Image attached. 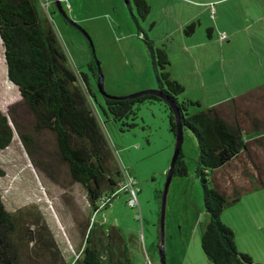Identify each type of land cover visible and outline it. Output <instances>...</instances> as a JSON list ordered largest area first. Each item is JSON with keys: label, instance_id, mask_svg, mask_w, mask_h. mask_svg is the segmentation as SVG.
Here are the masks:
<instances>
[{"label": "rangeland", "instance_id": "374dc122", "mask_svg": "<svg viewBox=\"0 0 264 264\" xmlns=\"http://www.w3.org/2000/svg\"><path fill=\"white\" fill-rule=\"evenodd\" d=\"M67 1L71 8L65 0L60 4L78 26L65 18L55 0H50L48 10L43 8L44 13L49 15L76 72L90 73L86 63L98 60L104 89L109 94L124 95L156 87L137 25L154 41L155 48L166 49L170 75L183 84V96L198 98L201 107L243 92L237 97L250 110L251 96L263 90L264 20L262 26L255 24L257 20L249 24L246 20H254L264 11V0H210L206 5L197 0H146L150 9L144 18L138 16L133 0H129L130 6L124 0ZM199 13L200 24L189 38L200 44L189 47L183 30L188 18ZM179 20L187 21L180 23V33L175 28ZM3 50L0 39V110L11 124L10 105L16 103L19 114L23 108L17 87L6 75ZM195 57L204 64L199 62L200 70ZM91 84L98 119L124 177L134 179L137 194L136 203L131 205L130 194L121 190L109 205L95 210L92 219L122 228L135 264H147L146 256L151 264H162L160 247L166 264H213L200 247V224L205 212L194 173L197 145L191 131L183 129L181 145L187 173L172 175L162 203L175 147L164 102L141 104L132 119L135 124L121 129L119 122L104 113L103 94L93 78ZM258 107L262 108L260 102ZM195 108L190 106V110ZM263 124H256L261 129L252 133L258 144L264 140ZM256 159L264 170V155ZM0 168V198L5 208L40 211L61 253L70 262L81 250L86 232L83 224L91 216L85 190L78 183L62 187L35 169L15 130L11 142L0 149ZM215 176L217 184L229 194L238 189L242 192L221 214V220L234 232L237 249L264 263V171L259 177L254 166L244 159L231 162Z\"/></svg>", "mask_w": 264, "mask_h": 264}, {"label": "trees", "instance_id": "16d2710c", "mask_svg": "<svg viewBox=\"0 0 264 264\" xmlns=\"http://www.w3.org/2000/svg\"><path fill=\"white\" fill-rule=\"evenodd\" d=\"M124 2L130 6L129 0ZM133 2L138 16L144 18L150 9L148 2ZM193 26V22L187 24L184 32L188 33ZM137 29L150 60L156 89L164 97L157 93L130 98L103 94L104 113L125 129L135 124L132 119L141 104L162 101L167 109L168 128L176 134L174 112H177L183 129L191 131L197 145L194 173L205 212L200 224V247L205 257L213 264H264L237 249L232 228L221 220L230 200L215 180V175L235 160L248 159L259 177L263 173L247 138L249 110L238 97L201 107L199 100L183 96V84L168 70L167 51L155 48L149 35L139 25ZM0 38L7 76L17 86L23 108L19 114L18 105H10L12 125L0 110V149L11 142L15 130L33 167L62 187L80 184L91 209L90 220L83 224L86 232L81 250L69 262L40 211L34 208L9 211L0 198V264H135L122 228L92 219L95 210L109 205L119 194V183L125 179L92 109V99L97 98L91 78L95 80L97 75V59L86 63L90 73L76 72L40 0H0ZM190 106L196 108L190 110ZM186 173L180 150L174 159L172 175ZM241 194L238 190L234 197Z\"/></svg>", "mask_w": 264, "mask_h": 264}, {"label": "crops", "instance_id": "0c3cea01", "mask_svg": "<svg viewBox=\"0 0 264 264\" xmlns=\"http://www.w3.org/2000/svg\"><path fill=\"white\" fill-rule=\"evenodd\" d=\"M48 1H49L48 2V4H49L50 3V0H48ZM209 1L210 0H197V2L200 3V4H202V5H206V3H208ZM67 3H68V7L71 8V3L69 1H67ZM198 3H196V4H198ZM46 10H48L47 9V6H46ZM200 15H201V13H199L196 17H191L190 16L188 18L189 19V20H187L188 21V24L191 23V22H193L194 26H193L192 30L189 31L188 33L183 32L185 39L186 38H189V36L195 32L196 26H199L200 20H201L200 17H199ZM261 18H263V19H261ZM255 20H257V22H255V24H258V26H262L261 23L264 20V11L259 12V16L257 18H254V20H246V22H247L246 24H249L251 22L254 23ZM187 21L185 22V21H180L179 20V22L177 21V23H175L176 24L175 28H177V30L179 31V33H180V28L183 29V25L181 26L180 23H184V22L187 23ZM165 33L168 34V32H165ZM196 39H199V36H197ZM194 43L195 44H197V43L200 44L199 40H197L195 42L194 41V38H192V37H190L189 40L186 41V44L189 47L190 46H193ZM195 58H196L195 59V64L197 66V70H200V68H199V62H201V61H199V59L197 57H195ZM201 63H202V65H204L203 62H201ZM169 64H170V62H169ZM169 69L170 68L168 67V70ZM124 92L121 91V93H124ZM254 92H255V90H254ZM242 94H244V93L242 92V93H240V94H238L236 96H233V97H237V96H240ZM196 99L199 100L198 98H196ZM222 101H224V100H222ZM250 102H251L252 106H255V109L250 104V110H249V112H250V116H249L250 129H249V133L247 134V138L250 140L251 152L253 153V156L256 159L257 156L264 155V140L261 141L260 144H258L257 143V140H255V138H253V135H252V133L254 131L261 129L260 127L259 128H256V124H259V123H263L264 122V87H263V90L262 91H259V92L255 93V94H253L251 96ZM259 102L262 105V108L261 109H259V107H258V103ZM95 107L96 106H94V104H93L92 105V109H93L94 113L98 116L97 108H95ZM262 128H264V124H263V127ZM252 166H254V165L252 164ZM260 166H261V164H260ZM262 171H264V170H262ZM256 172H257V170H256Z\"/></svg>", "mask_w": 264, "mask_h": 264}, {"label": "water", "instance_id": "95a60500", "mask_svg": "<svg viewBox=\"0 0 264 264\" xmlns=\"http://www.w3.org/2000/svg\"><path fill=\"white\" fill-rule=\"evenodd\" d=\"M55 3H56V6H57L58 10L65 16V18L70 23H72L73 25L78 26L73 20H71L67 16L65 10L62 8V6L60 4V0H55ZM92 50H93V48H92ZM3 57H4V61H5L6 58H5V53L4 52H3ZM96 63H97V75H96L95 81H96V86H97L98 90L102 94H104L106 96H109V97H113V98H130V97H134L136 95L143 94V93H157V94H159V95L164 97V94L161 91H159L158 89H156V87L155 88H149V89H143V90L135 91V92L124 94V95L109 94L104 89L103 74L101 72L98 60H97ZM5 65H6V75H7V64H6V62H5ZM9 81L14 86H16L11 80H9ZM174 113H175V120H176V123H177V130H176V134H175V147H174V151H173V154H172V158H171L169 167L167 169V177H166L167 179H166L165 188H164V191H163V196H162V201L163 202L162 203H164L165 190H166L167 185H168V183H169V181H170V179L172 177V168H173V164H174V159H175L176 155L178 154V152L181 150L182 139H183V124L180 121V117H179L178 113L177 112H174ZM162 216H163V214H162ZM160 257H161V263L162 264H166L162 247H160Z\"/></svg>", "mask_w": 264, "mask_h": 264}, {"label": "built area", "instance_id": "2783aa9c", "mask_svg": "<svg viewBox=\"0 0 264 264\" xmlns=\"http://www.w3.org/2000/svg\"><path fill=\"white\" fill-rule=\"evenodd\" d=\"M66 1V5L68 6L67 0ZM48 0H40L41 3V7L44 8L46 10V6L48 4ZM222 35H224V33H222ZM135 181L133 178L131 177H126L122 182L119 183V187H118V192H120L121 190L126 191L130 194V200H129V204H134L136 203V199H137V194H136V189H135ZM147 258L145 259L147 264H151V261L149 259L148 256H146Z\"/></svg>", "mask_w": 264, "mask_h": 264}, {"label": "flooded vegetation", "instance_id": "af4514ba", "mask_svg": "<svg viewBox=\"0 0 264 264\" xmlns=\"http://www.w3.org/2000/svg\"><path fill=\"white\" fill-rule=\"evenodd\" d=\"M219 188H220V190H221L222 192H224V193L226 194L227 197H229L230 203H232V200H233L234 198H236V197H234V195H235V193L239 190V189H238L237 191L235 190L234 193L229 194L228 192H226V190H225L224 187L219 186ZM238 198H239V197H238Z\"/></svg>", "mask_w": 264, "mask_h": 264}]
</instances>
